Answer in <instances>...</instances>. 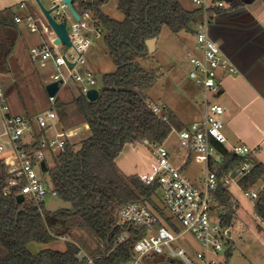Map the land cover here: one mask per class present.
<instances>
[{"label": "trees", "instance_id": "16d2710c", "mask_svg": "<svg viewBox=\"0 0 264 264\" xmlns=\"http://www.w3.org/2000/svg\"><path fill=\"white\" fill-rule=\"evenodd\" d=\"M108 1L73 2L76 8H89L95 13L106 31V45L116 70L104 74L105 86L97 100H89L84 93H78L70 104L58 99L61 126H83L87 132L81 130L80 139L69 141L65 150L54 156L52 187L57 197L72 207L50 212L43 204L41 213L27 200L18 202L17 194H5L7 171L0 160V264H83L84 260L78 257L82 250L89 255H104L96 259L97 264H125L131 260L136 241L147 233L144 227L119 223V207L129 202L149 205L159 214L161 223L180 231L166 214V208L155 201L159 186L145 184L138 174L124 173L117 158L127 143H163L173 127H185L167 105L162 108L168 118L164 120L147 104L149 98L142 91L153 86L162 72L160 68L145 66L138 58L150 55L147 40L158 37L165 27L173 33H193L203 12L198 7L185 8L180 0H117L118 9L124 14L123 20H117L102 9ZM223 9L212 11L220 13ZM9 17L14 18L12 9L0 11V23ZM217 149L222 158L211 159L212 169L225 172L246 161L253 164L241 184L252 187L263 183L254 201L255 213L264 221V163L253 153L236 155L225 144H217ZM190 157L184 167L189 165ZM215 194L223 225L232 226L237 199L223 185ZM45 213L53 218L52 222ZM65 234L72 240H66L64 250L48 248L33 253L29 249L32 242L48 244ZM230 254L228 251L227 259Z\"/></svg>", "mask_w": 264, "mask_h": 264}, {"label": "built area", "instance_id": "2783aa9c", "mask_svg": "<svg viewBox=\"0 0 264 264\" xmlns=\"http://www.w3.org/2000/svg\"><path fill=\"white\" fill-rule=\"evenodd\" d=\"M53 17L66 23L74 50L71 54H63L59 47L63 42H47L33 45L30 56L34 62L46 63L52 61L56 72L51 75V82H58L59 89L54 95H48L50 107L35 116L10 111L6 101L4 88L0 83V109L4 113L7 140L0 143V160L7 171L5 194L13 192L24 195L27 200L36 205L41 213L46 205L45 196L51 193L57 199V192L49 188L44 172L49 170L47 157H53L64 151L68 142L76 139L84 127L63 128L58 125L60 108L59 94L62 88L70 83L78 85L79 93L87 96L91 89H99L97 73L87 65V51L96 38L106 33L93 10L85 7L76 8L80 18H76L69 4L64 0H51ZM89 0H80V2ZM74 2V0H73ZM202 9L203 18L194 28L196 38V55L190 58L189 77L203 90V116L179 130L180 143L195 152L197 159L206 164L203 186L195 184L186 174L183 166L178 167L171 161V156L163 143H153L156 160L151 172L138 174L147 185L157 184L163 194L165 208L169 211L172 221L184 227V232H191L199 241L201 249L194 254L186 248H174L173 242L179 238L170 224L161 223V217L152 208L141 202L123 204L118 210V220L121 224L132 223L146 228L147 233L136 241L132 250L131 260L125 264H160L175 260L181 264H229L227 253L233 245L231 226L223 225L220 219L219 203L216 191L223 185L230 187L236 184L243 193L252 199L258 197V191L244 187L241 180L251 173L253 164L246 161L235 168L222 172L212 169L210 161L222 155L217 144H227L225 134V107L219 101L222 73H237V68L223 53L220 45L210 36L209 28L218 14L214 8H224V0H193ZM17 22L23 21L15 16ZM27 25L31 31L39 30V25L33 16L27 17ZM147 104L164 120L162 114L164 104L153 99H147ZM60 123V122H59ZM87 128L88 125L86 124ZM176 128L173 127V130ZM54 130L51 135L50 131ZM229 150L236 155L246 156L252 149L245 144H233ZM219 159V160H220ZM46 163V170L43 168ZM59 199V198H58ZM47 207V206H46ZM124 236L120 242L124 240ZM151 253L166 254V259L160 263H149L145 257ZM104 255H89L85 251L78 254L83 264H97L96 259ZM170 264H172L170 262Z\"/></svg>", "mask_w": 264, "mask_h": 264}, {"label": "crops", "instance_id": "0c3cea01", "mask_svg": "<svg viewBox=\"0 0 264 264\" xmlns=\"http://www.w3.org/2000/svg\"><path fill=\"white\" fill-rule=\"evenodd\" d=\"M43 1L41 0L44 4ZM224 1L226 6L215 16L209 33L238 70L234 74L222 73L219 78L222 90L217 101L226 110V146L248 145L254 156L264 163V0ZM7 8L13 10L14 18L9 17L8 21L0 23V83L12 113L35 116L50 107L45 88L49 80L40 72V66H47L49 61L44 64L34 62L30 56V48L45 41L55 42L57 35L37 0H0V11ZM15 16H20L23 21L17 22ZM29 16L37 21L38 31L33 32L28 27ZM75 89L78 94V84L64 86L59 99L70 104L77 96ZM203 108L201 105L200 115L194 121L202 118ZM175 114L186 125L176 112ZM60 124L58 121V125ZM6 140L4 113L0 109V143ZM216 159L219 160L220 157L217 156ZM183 168L186 169L184 165ZM258 184L263 186V183ZM232 194L237 199L238 206L231 226L233 245L227 262L264 264V221L255 213V201L253 210L256 217L241 205L233 192Z\"/></svg>", "mask_w": 264, "mask_h": 264}, {"label": "rangeland", "instance_id": "374dc122", "mask_svg": "<svg viewBox=\"0 0 264 264\" xmlns=\"http://www.w3.org/2000/svg\"><path fill=\"white\" fill-rule=\"evenodd\" d=\"M43 2L46 7H51V0H44ZM180 2L187 9H194L196 7L193 0H180ZM102 9L114 19H124L123 12L118 9L117 0H109L103 5ZM53 13L56 15L55 12ZM195 45L196 38L194 33L186 31L173 33L168 27H165L161 34L157 37L154 52L150 53V55L146 56V58L144 56L138 58V60L145 66H153L158 69L160 68L162 72L155 84L143 90L142 93L150 99L158 101L162 104H168V106L185 122L186 126L189 127L195 119H198L200 115V107L203 105L204 100L202 88L189 77L190 58L197 54ZM59 50L63 54L68 55L74 52L72 48H68L66 45H61ZM87 59V65L96 73L106 74L112 73L116 70V66L106 45L105 34L95 39L92 47L87 51ZM40 72L44 78L46 77V79L50 81L51 74H54L56 70L54 65L49 61L47 62V66H40ZM77 92L78 91L75 89L74 93L77 94ZM50 133L53 135L55 132L54 130H51ZM85 133L87 132L84 131V134ZM80 137L82 136L79 134L77 139H80ZM163 145L169 151L171 161L175 166H183L187 162L188 157L191 156L190 163L185 169V174L195 184L203 186L206 164L197 159V154L195 152H191L189 148L180 143L179 129L173 130L168 138L163 142ZM155 160L156 155L153 143L137 141L127 143L125 145L124 149L117 158V164L124 173L131 175L151 172L152 164ZM47 161L49 170L42 174L47 180V185L51 188L54 157L49 155L47 157ZM259 188L260 184H257L250 187V190L256 191ZM230 189L240 200L241 205L245 206L250 211L251 215L256 217L253 210L254 199L247 197L235 184H232ZM53 198L54 196L51 193H47L45 201L48 203ZM155 201L161 208H165L163 194L161 191L158 192V195L155 197ZM166 214L170 216L167 209ZM45 216L49 222H52V217H50L47 213H45ZM178 226L180 227L181 235L173 242L174 248L179 249L184 247L192 254L199 251L201 249V245L193 233L184 232V227L179 223ZM66 240H72V237L65 234L57 237L53 242L48 244L32 242L29 245V249L33 253H38L39 251L48 248L64 250L66 248ZM238 253L239 252H236V254ZM165 259L166 254L157 253H151L145 257V260L148 262L154 260L164 261ZM171 261L173 262L172 264L177 263L175 260Z\"/></svg>", "mask_w": 264, "mask_h": 264}, {"label": "water", "instance_id": "95a60500", "mask_svg": "<svg viewBox=\"0 0 264 264\" xmlns=\"http://www.w3.org/2000/svg\"><path fill=\"white\" fill-rule=\"evenodd\" d=\"M37 2L40 5V7H41L45 17L47 18L49 24L51 25V27L53 28V30L55 31V33L57 35L55 42L56 43L63 42L64 44H66L67 47H70L72 45V42L70 40V36L68 33L66 23L64 21L60 22V21L56 20L52 15V12L55 9V7L47 8L46 6H44V4L41 2V0H37ZM64 2L69 4V7L72 10L73 14L76 16V18L79 19L80 15L78 14L76 9L72 5L73 0H64ZM213 23H212V25H213ZM156 40H157V37H153V38H150L147 40V45H148L150 53H153L155 50ZM104 78H105V76L103 73H97V79H98L99 87L101 89L105 86ZM45 88H46L48 95H54L57 92V90L59 89V83L58 82L47 83ZM99 96H100V90L96 89V88L91 89L87 93V97L89 98V100H92V101L97 100L99 98ZM146 142H148V141L146 140ZM43 168L46 170V163L45 162H43ZM17 200H18V202H23L24 201V195H18ZM71 207H72V205L70 202H66V201H63V200L58 199V198L57 199H51L47 203V209L50 212H55L58 209H66V208H71ZM160 264H170V262L165 261V262H162Z\"/></svg>", "mask_w": 264, "mask_h": 264}]
</instances>
